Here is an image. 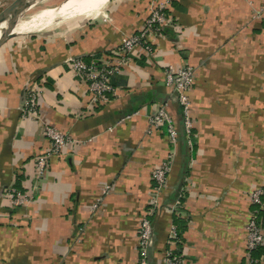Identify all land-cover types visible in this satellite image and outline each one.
I'll return each mask as SVG.
<instances>
[{"label":"crops","instance_id":"0c3cea01","mask_svg":"<svg viewBox=\"0 0 264 264\" xmlns=\"http://www.w3.org/2000/svg\"><path fill=\"white\" fill-rule=\"evenodd\" d=\"M146 1L109 0L65 31L0 46V264H139L144 216L148 264H163L172 227L184 264H264V247L245 255L249 193L264 190V0H171L174 29L148 38L152 55L135 49L109 103L92 105L69 60L116 49L142 27ZM185 65L194 70L190 145L163 75L165 66ZM32 84L40 88L39 119H21ZM164 104L175 143L166 128L147 134V117ZM44 125L75 143L38 179L34 159L49 145ZM170 156L153 207L152 173ZM9 185L25 193L24 207L4 197Z\"/></svg>","mask_w":264,"mask_h":264},{"label":"built area","instance_id":"2783aa9c","mask_svg":"<svg viewBox=\"0 0 264 264\" xmlns=\"http://www.w3.org/2000/svg\"><path fill=\"white\" fill-rule=\"evenodd\" d=\"M170 3L171 0H154L151 3L149 13L144 19L142 27L136 32L124 36L121 39L120 45L116 49L110 50L109 54L105 55L104 58L96 59L92 57L88 61L82 58H71L69 60L74 76L85 83L92 105L100 106L109 103L115 95V88L111 84V80L129 62V56L135 49H141L144 55H152L153 50L148 42V38L152 36L156 38L162 37V31L164 29H174V21L167 13ZM163 75L166 86L171 89L180 108L183 133L187 144L190 145L192 117L189 93L193 86L194 70L187 65L179 69H175L172 66H165ZM39 92L40 88L36 87L35 84L25 88L22 104L19 108L21 119H39ZM147 122V134L166 128L168 137L172 143L176 142L177 133L174 121L169 115L165 104L157 105L154 113L147 117ZM42 131L49 145L45 151L37 155L34 159L35 177L38 179L44 177L48 168L49 159L53 155L61 153L65 148L75 143L72 137L56 127L44 125ZM172 163L173 158L170 156L161 162L152 173L154 187L150 202L153 207L157 206L160 193L163 191V187L165 188L166 186L167 176L171 171ZM3 195L14 208L24 207L28 200L25 193L17 191L12 185L4 189ZM263 196L264 192L261 188L253 189L249 193L251 206L257 207L258 210L262 209L264 207ZM258 210L251 211L246 225L247 249L245 255L248 260H250L251 253L254 250L264 247V228L261 225ZM151 241V224L147 217L144 216L140 220L138 229L137 247L139 264H148V248ZM180 244L181 251L178 249ZM181 253L182 243L178 238L175 228L172 227L167 237V248L164 251L163 264H184Z\"/></svg>","mask_w":264,"mask_h":264},{"label":"bare ground","instance_id":"6f19581e","mask_svg":"<svg viewBox=\"0 0 264 264\" xmlns=\"http://www.w3.org/2000/svg\"><path fill=\"white\" fill-rule=\"evenodd\" d=\"M106 0H65L57 8H44L32 14L26 20H20L17 26L3 34L0 39L11 34L33 33L48 29L55 20L65 21L75 16L95 12ZM8 5V4H7Z\"/></svg>","mask_w":264,"mask_h":264},{"label":"rangeland","instance_id":"374dc122","mask_svg":"<svg viewBox=\"0 0 264 264\" xmlns=\"http://www.w3.org/2000/svg\"><path fill=\"white\" fill-rule=\"evenodd\" d=\"M13 0H0V11L5 8L7 6V4L9 5ZM65 0H45L39 4H37L34 8L30 9L27 13H25V15L23 16L22 19L26 20L28 19L32 14L38 12L39 10L41 9H44V8H57L59 5H61ZM109 0H106L105 2L101 3L98 7V9H96V11H98L99 9H101L105 4H107ZM154 0H147V14L146 16L148 15L149 13V9H150V6H151V3L153 2ZM143 3L145 1H142ZM84 16L86 17V15H80V16H75V17H72L68 20H65V21H58V20H55V23L52 24L51 26H48V29L46 30H42L40 31V33H50L52 31H65L67 30L68 27H71V25L75 26L76 24H78L79 22L85 20L86 18H84ZM83 17V18H82ZM146 18V17H145ZM144 22V21H143ZM141 28V27H140ZM139 28V29H140ZM137 31V30H136ZM133 33V32H131ZM131 33H127V34H124L122 36V38L124 36H127V35H130ZM24 34H27L26 36L27 37H30V36H33V35H38L39 32H33V33H22V34H15L14 37L15 38H21V35H24ZM25 36V37H26ZM164 188V187H163ZM160 197V196H159ZM158 202H159V199H158ZM12 207V206H11ZM14 208V207H12Z\"/></svg>","mask_w":264,"mask_h":264},{"label":"water","instance_id":"95a60500","mask_svg":"<svg viewBox=\"0 0 264 264\" xmlns=\"http://www.w3.org/2000/svg\"><path fill=\"white\" fill-rule=\"evenodd\" d=\"M45 0H13L0 11V34H3L17 26L25 13ZM15 34L0 39V46Z\"/></svg>","mask_w":264,"mask_h":264},{"label":"trees","instance_id":"16d2710c","mask_svg":"<svg viewBox=\"0 0 264 264\" xmlns=\"http://www.w3.org/2000/svg\"><path fill=\"white\" fill-rule=\"evenodd\" d=\"M167 13H168V11H167ZM169 14V13H168ZM88 61V60H87ZM114 79V78H113ZM113 79L111 80V84L113 85ZM114 86V85H113ZM183 135H184V133H183ZM182 135V136H183ZM183 137H185V136H183ZM17 191H19V192H22L23 193V191H21L19 188H17L15 185L13 186ZM263 192H264V190H263ZM253 210H258V208L257 207H254L253 206ZM258 215H259V219L261 220V225H262V227L264 228V207L262 208V209H259L258 210ZM175 217V216H174ZM178 249H179V251H181V246L179 245L178 246Z\"/></svg>","mask_w":264,"mask_h":264}]
</instances>
